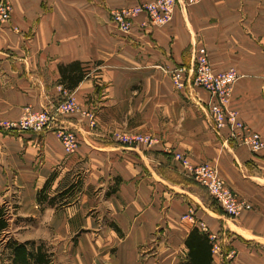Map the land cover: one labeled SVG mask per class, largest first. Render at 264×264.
<instances>
[{
    "label": "crops",
    "instance_id": "crops-1",
    "mask_svg": "<svg viewBox=\"0 0 264 264\" xmlns=\"http://www.w3.org/2000/svg\"><path fill=\"white\" fill-rule=\"evenodd\" d=\"M145 1L13 0L0 23V117L69 96L80 107L61 122L78 134L72 154L55 129L0 134V264H15L10 241L41 247L50 264H183L194 227L220 246L211 264H264V149L218 134L209 93L177 91L170 78L206 47L216 72L236 68L228 107L264 138V0H180L168 24L140 13L128 32L112 20L113 9ZM72 63L86 75L70 89L60 69ZM115 131L156 141L127 145ZM177 154L215 166L253 208L228 216Z\"/></svg>",
    "mask_w": 264,
    "mask_h": 264
},
{
    "label": "built area",
    "instance_id": "built-area-1",
    "mask_svg": "<svg viewBox=\"0 0 264 264\" xmlns=\"http://www.w3.org/2000/svg\"><path fill=\"white\" fill-rule=\"evenodd\" d=\"M198 1L200 0H185L184 4H194ZM179 4H182L180 0H149L136 6L113 9L111 16L112 20L124 32L132 29L134 20L140 13L145 14L148 25L164 26L172 19L174 10ZM12 12L13 0H0V23L9 22ZM239 77L240 75L234 67L224 72H216L213 69L209 52L204 46L197 49L191 66L180 65L170 71L172 84L177 91L190 87L204 89L209 93L206 109L212 126L218 134L221 135L225 132L228 140L244 143L253 153H258L264 149V138L258 131L252 130L235 111L228 107L234 84ZM79 111L78 102L71 96L57 104L45 105L39 110L26 107L18 119L0 117V134L16 131L45 132L55 129L66 154H72L79 145L78 134L73 128L66 127L61 122L64 117ZM84 114L90 116L91 125L95 126L94 112L88 111ZM114 136L116 140L127 145L144 143L151 146L156 141L148 134L135 132L115 131ZM176 157L181 161L188 175L208 190L210 196L228 216L235 218L243 211L253 208L250 201L241 197L226 183L212 164L203 162L193 165L181 154H177ZM187 217L193 216L189 214ZM219 250L220 246L213 242L212 251Z\"/></svg>",
    "mask_w": 264,
    "mask_h": 264
},
{
    "label": "trees",
    "instance_id": "trees-1",
    "mask_svg": "<svg viewBox=\"0 0 264 264\" xmlns=\"http://www.w3.org/2000/svg\"><path fill=\"white\" fill-rule=\"evenodd\" d=\"M77 66H80V64L72 63L67 66H62L60 69L62 73V81L63 83L66 82L65 83L66 86L70 89H73L78 84V82L82 80L86 75L85 71L82 70V68L80 72H78ZM55 176L56 175L54 173L50 177V179L47 181L44 188L41 191H39L38 193L39 201H43L46 198L45 193L47 189L50 187ZM198 186L201 190H203L202 194L204 193L203 195H206L208 190L205 187L201 186L200 184H198ZM205 190L207 192H204ZM7 226H8V222L6 221L4 217L3 210H1L0 228L3 229V228H6ZM28 243L29 242H26V243H19L16 241L8 242V245L13 251L12 259L15 264H28L29 260L33 261L35 264H50L51 263V258L42 253L41 247H38L36 252L32 250H28L27 249ZM186 245L189 248V262H186L183 264H211L213 240L211 239L210 234L208 232L202 231L198 227H194L186 239Z\"/></svg>",
    "mask_w": 264,
    "mask_h": 264
},
{
    "label": "rangeland",
    "instance_id": "rangeland-1",
    "mask_svg": "<svg viewBox=\"0 0 264 264\" xmlns=\"http://www.w3.org/2000/svg\"><path fill=\"white\" fill-rule=\"evenodd\" d=\"M90 124H91V121H90ZM123 132H129V131H123ZM199 184V183H198ZM204 192H207L206 190L204 191ZM207 195H209L210 196V194L207 192ZM210 198L212 199V202L214 203V205H217V207H219L218 206V203L210 196Z\"/></svg>",
    "mask_w": 264,
    "mask_h": 264
},
{
    "label": "bare ground",
    "instance_id": "bare-ground-1",
    "mask_svg": "<svg viewBox=\"0 0 264 264\" xmlns=\"http://www.w3.org/2000/svg\"><path fill=\"white\" fill-rule=\"evenodd\" d=\"M175 11V10H174ZM174 14V13H173Z\"/></svg>",
    "mask_w": 264,
    "mask_h": 264
}]
</instances>
